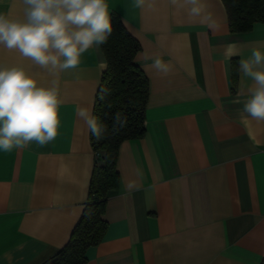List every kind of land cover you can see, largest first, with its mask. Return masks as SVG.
I'll return each instance as SVG.
<instances>
[{
	"label": "crops",
	"instance_id": "1",
	"mask_svg": "<svg viewBox=\"0 0 264 264\" xmlns=\"http://www.w3.org/2000/svg\"><path fill=\"white\" fill-rule=\"evenodd\" d=\"M107 2L142 46L146 133L120 146L108 228L84 264H264V122H241V56H224L230 43L245 58L264 45V23L232 33L222 0H200L199 16L183 0ZM23 9L22 0H0V13ZM156 58L167 73L151 67ZM0 65H22L42 85L55 79L62 101L55 140L0 151V264H48L88 199L97 156L79 113L93 115L106 61L93 46L77 69L53 76L0 46Z\"/></svg>",
	"mask_w": 264,
	"mask_h": 264
},
{
	"label": "clouds",
	"instance_id": "2",
	"mask_svg": "<svg viewBox=\"0 0 264 264\" xmlns=\"http://www.w3.org/2000/svg\"><path fill=\"white\" fill-rule=\"evenodd\" d=\"M23 14L0 13V46L15 50L32 64L53 76L77 69L81 57L93 46L107 42L113 26L107 0H22ZM144 0H135L142 7ZM178 4L179 0H172ZM190 15L199 16L200 0H183ZM224 56H241L238 72L247 98L240 113L241 122H264V45L254 47L245 58L236 43L225 46ZM167 73L168 65L156 58L151 65ZM248 81L251 83L249 84ZM62 101L57 81L42 85L22 65H0V151L27 148L35 142L46 146L58 135L59 108ZM88 130L97 139L107 131L96 117L81 110ZM127 123L117 112L113 130Z\"/></svg>",
	"mask_w": 264,
	"mask_h": 264
},
{
	"label": "trees",
	"instance_id": "3",
	"mask_svg": "<svg viewBox=\"0 0 264 264\" xmlns=\"http://www.w3.org/2000/svg\"><path fill=\"white\" fill-rule=\"evenodd\" d=\"M232 33L248 32L257 22L264 23V0H222ZM113 30L107 42L99 45L105 57L95 96L93 115L107 131L97 140L90 133L94 164L89 195L84 211L68 243L48 264H84L86 251L102 241L108 223L103 219L110 194L119 188L120 175L117 159L125 140L144 137L146 133V107L149 97V79L136 63L142 46L132 35L117 12L110 14ZM236 72V67H233ZM233 75V80L235 75ZM121 113L127 123L113 130V116Z\"/></svg>",
	"mask_w": 264,
	"mask_h": 264
},
{
	"label": "built area",
	"instance_id": "4",
	"mask_svg": "<svg viewBox=\"0 0 264 264\" xmlns=\"http://www.w3.org/2000/svg\"><path fill=\"white\" fill-rule=\"evenodd\" d=\"M97 156H98V154H97Z\"/></svg>",
	"mask_w": 264,
	"mask_h": 264
}]
</instances>
